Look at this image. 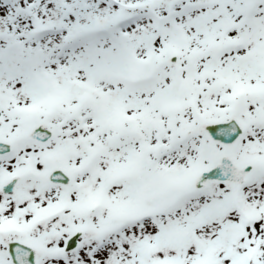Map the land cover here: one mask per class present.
Instances as JSON below:
<instances>
[{"label": "snow or ice", "instance_id": "obj_1", "mask_svg": "<svg viewBox=\"0 0 264 264\" xmlns=\"http://www.w3.org/2000/svg\"><path fill=\"white\" fill-rule=\"evenodd\" d=\"M0 264H264V0H0Z\"/></svg>", "mask_w": 264, "mask_h": 264}]
</instances>
